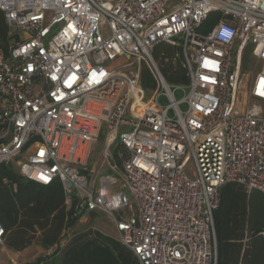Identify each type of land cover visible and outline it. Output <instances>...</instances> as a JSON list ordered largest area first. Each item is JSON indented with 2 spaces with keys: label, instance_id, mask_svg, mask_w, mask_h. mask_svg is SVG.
Returning <instances> with one entry per match:
<instances>
[{
  "label": "built area",
  "instance_id": "2783aa9c",
  "mask_svg": "<svg viewBox=\"0 0 264 264\" xmlns=\"http://www.w3.org/2000/svg\"><path fill=\"white\" fill-rule=\"evenodd\" d=\"M0 10L14 37L0 53V165L60 181L74 218L109 216L140 264H217L221 188L264 193V0H0ZM161 43L181 49L187 85L163 75ZM251 45L262 68L245 87ZM244 90L260 103L241 109ZM104 125L106 159L117 142L124 150L110 165L119 178L95 187L84 169Z\"/></svg>",
  "mask_w": 264,
  "mask_h": 264
},
{
  "label": "trees",
  "instance_id": "16d2710c",
  "mask_svg": "<svg viewBox=\"0 0 264 264\" xmlns=\"http://www.w3.org/2000/svg\"><path fill=\"white\" fill-rule=\"evenodd\" d=\"M219 17L213 15L208 23L214 25ZM12 38L0 10V53H8ZM153 57L167 79L182 82L179 85L188 83L179 47L161 43L153 50ZM246 71L245 53L243 73ZM141 81L145 89L155 87L147 68ZM74 212V208L67 209L60 181L41 185L24 178L16 162L0 165V223L5 228L4 244L7 241L9 248L22 251L33 244L46 250L56 247L50 256L38 258L32 264H140L119 241L100 232L83 233L85 223L74 218ZM96 215L91 213L90 217ZM214 220L217 264H264L263 192L227 183L220 190ZM70 229L77 236L61 247L60 242Z\"/></svg>",
  "mask_w": 264,
  "mask_h": 264
},
{
  "label": "rangeland",
  "instance_id": "374dc122",
  "mask_svg": "<svg viewBox=\"0 0 264 264\" xmlns=\"http://www.w3.org/2000/svg\"><path fill=\"white\" fill-rule=\"evenodd\" d=\"M211 26H212L211 23L204 25L200 29V32L203 34H207L210 31ZM12 43H13V40H12L11 44ZM252 47H253L252 45L249 46V48L246 51V68H247V71L244 72L242 75V80H243V84L245 87L250 83L253 76L254 75L256 76L261 71V68H262V64L258 63L256 61V59L254 58V56L252 55ZM123 64H125V61H124V59L120 58L112 64V67L115 68L118 66H122ZM137 68H138L137 66H134V67L128 69L127 72L128 73L135 72V71H137ZM167 81L172 85H179L178 83H182V82L169 80V79H167ZM183 85H187V84H183ZM152 89H148V91L150 92ZM183 96H184L183 90H179L176 93V97L178 99L182 98ZM148 98H149V95H148ZM161 102L164 104L166 103V101L164 99H162ZM257 103H260V102L255 100V99H252L251 102L248 104V99L246 97V90L242 91L241 96H240V104H239L241 109H245L249 105L252 106V105L257 104ZM107 133H108L107 127L104 125L102 128L100 138L94 144L91 155H90V159H89L90 167H93L95 169L96 166H100L99 167V173L97 174V176L95 178V187L98 186V180L100 178H102L103 176L114 175L117 178H119V172H118L119 170L118 169H116V170L112 169L111 166L109 165V162L107 161V159L105 157ZM118 145H119V143L117 142L111 148V155H112L111 163H113V164H115L113 157H115L117 154ZM16 164H17V162H16ZM119 167H121L120 164H119ZM185 171L189 177L194 178L195 177V165H194V163L190 162L187 165ZM118 190H120V183H117L113 187L114 192H116ZM84 223H85L84 225L80 224L81 226L83 225V227H84L83 233L100 232L101 234L108 236L114 240H117V241L119 240V234H118V231H117L112 219L105 214L98 213L95 217H89L88 220L85 221ZM66 235H69V238ZM66 235H65L66 241L68 242L70 239L72 240L75 236H77V232H75L73 229H70L68 231V234H66ZM64 237L62 239H64ZM65 245H66V243L62 244L61 247H64ZM53 252H54V250L48 251V250L41 249V252L36 251V252H33L32 255L29 254L28 256H25V257L20 256L19 258L23 257V259L22 260H16L17 258L15 256H13L10 253L8 255L7 252L4 250V248L0 247V264H13V261L16 262V264H32V263H34L33 260L36 261L38 258L48 257ZM33 258H35V259H33Z\"/></svg>",
  "mask_w": 264,
  "mask_h": 264
},
{
  "label": "crops",
  "instance_id": "0c3cea01",
  "mask_svg": "<svg viewBox=\"0 0 264 264\" xmlns=\"http://www.w3.org/2000/svg\"><path fill=\"white\" fill-rule=\"evenodd\" d=\"M10 36H12L11 32H10ZM12 37H13V36H12ZM12 40H13V42H14V37L12 38ZM97 141H98V140H97ZM97 141H96V142H97ZM96 142H95V143H96ZM95 143H94V144H95ZM94 144H93L92 147H91V152H92V149H93ZM121 148L123 149V147H122L121 145H118V151H117V154H116L115 157H113V158H114V161H115V164H114V165L120 163V160H119V152H120V151H123ZM111 159H112V155H111V153H110V157L107 159V161L109 162V165L113 164V163H111ZM99 167H100V166H96L95 169H94L93 167H90L89 162H88V165H87L86 168L84 169V172H85L87 175H89L90 177H94V179H95L96 176H97V174L99 173ZM67 209L69 210V207H68V206H67ZM65 234H66V233H65ZM67 234H68V233H67ZM67 237L69 238V235H67ZM65 243H67V241H66V236L64 237V239L61 240V242H60V246H62V244H65ZM0 247H3L4 250L7 252L8 255H9V253H10V254H12L13 256H15V257L17 258L16 260H22L23 257L28 256L29 254L32 255V253H33V252H36V251L41 252V249L46 250L45 248H43L42 246H40V245H38V244H33L32 246H30V247H28V248H26V249H23L22 251H15V250L9 248L7 241H6V243H5L3 246H0ZM55 249H56V247H51L49 250H55ZM49 250H48V251H49ZM20 256H23V257H22V258H19ZM7 258H8V257H7ZM33 259H35V258H33ZM33 261L35 262V260H33ZM13 264H16V262L13 261Z\"/></svg>",
  "mask_w": 264,
  "mask_h": 264
}]
</instances>
